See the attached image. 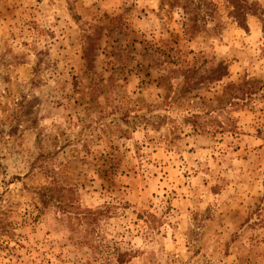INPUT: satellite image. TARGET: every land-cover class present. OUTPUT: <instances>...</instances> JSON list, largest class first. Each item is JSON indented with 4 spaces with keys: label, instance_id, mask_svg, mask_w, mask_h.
<instances>
[{
    "label": "rangeland",
    "instance_id": "rangeland-1",
    "mask_svg": "<svg viewBox=\"0 0 264 264\" xmlns=\"http://www.w3.org/2000/svg\"><path fill=\"white\" fill-rule=\"evenodd\" d=\"M0 264H264V0H0Z\"/></svg>",
    "mask_w": 264,
    "mask_h": 264
},
{
    "label": "trees",
    "instance_id": "trees-1",
    "mask_svg": "<svg viewBox=\"0 0 264 264\" xmlns=\"http://www.w3.org/2000/svg\"><path fill=\"white\" fill-rule=\"evenodd\" d=\"M116 258H117V261L119 262V263H123V261H122V255L121 254H117V256H116Z\"/></svg>",
    "mask_w": 264,
    "mask_h": 264
}]
</instances>
